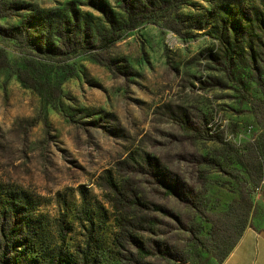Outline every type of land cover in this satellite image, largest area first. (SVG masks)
Listing matches in <instances>:
<instances>
[{"label":"rangeland","instance_id":"obj_1","mask_svg":"<svg viewBox=\"0 0 264 264\" xmlns=\"http://www.w3.org/2000/svg\"><path fill=\"white\" fill-rule=\"evenodd\" d=\"M251 10L264 0H0V203L40 226L25 264L88 244L104 264H220L214 227L234 240L264 224V65L243 49L229 61L223 43L224 21ZM73 40L95 51L77 55ZM44 43L71 53L42 62ZM18 70L51 84L26 87ZM143 247L172 256L135 263Z\"/></svg>","mask_w":264,"mask_h":264},{"label":"trees","instance_id":"obj_2","mask_svg":"<svg viewBox=\"0 0 264 264\" xmlns=\"http://www.w3.org/2000/svg\"><path fill=\"white\" fill-rule=\"evenodd\" d=\"M228 12H231V10L226 13ZM244 14L243 22H238L230 18L224 21L228 22V20H231L228 26L224 27L225 30L231 32L226 39L223 40L225 45V55L228 57L229 61H231L234 59V55H236L238 50H247L254 63L260 61L264 65V11L260 12L259 10H251L245 12ZM20 34L21 32L19 31V28H17L9 35V37L18 41L20 39ZM23 34H26V37L29 36L30 40L32 36L31 28L25 30ZM58 36L61 39L64 38V34H59ZM118 39L119 37H109L106 42L100 45V48L105 49L110 47ZM71 43L76 44V47L72 50V52L77 55L90 54L95 51V49H92L91 47L84 45L79 46L78 41L76 40H73L69 44ZM67 46H69L68 43ZM53 48L54 49L49 48L47 43L40 46L37 45L36 50L39 54L38 57L42 62L50 63L54 61L51 56H62L71 53L70 51H61L60 47ZM96 58L99 63L107 65V63L100 56H97ZM10 68L11 63L5 50L0 49V70ZM16 74L19 80L26 87L34 90H44V88L47 87V84H51L50 81L42 83L38 77L35 78L32 74L29 75L21 70H18ZM160 186L164 189L165 193L162 194L165 198H175L180 204L199 210V204L196 200L197 195H194V192L183 193V191L177 189L178 186L175 182H161ZM114 192L121 194L122 190H120L118 185H114ZM22 208L23 207L20 203L8 196L0 203V264H25V260L30 253H36L35 248L37 244L33 239V235L38 236L40 226L34 227L30 224L27 225L25 222V215L28 213L24 214L22 212ZM154 210L160 211L161 209H156L154 207V203L149 201L147 207L148 212L145 218L146 227L142 229L145 232H153V228L157 225V218L153 216ZM133 214L135 215V211H133ZM29 218L31 220V217ZM87 220L90 222L92 221L91 219ZM34 222L38 223L39 220H35ZM247 227V223H243L238 229L237 236L234 240H231V233L220 234L217 232L216 227H214L209 248H211V255L214 256L220 264L225 261L228 255L237 246ZM62 236L63 240H65L66 235ZM95 248L96 247L93 244H88L85 250L79 248L76 253L48 248L41 253L37 252V255L42 254L39 257L43 260L44 264H104L100 256L94 253ZM171 253L170 251L160 252V249H157L156 247L150 249L143 247L138 250L139 258L134 262H139V260H146V262H148L152 259L170 255ZM121 261H124V259H121ZM147 264H149V262Z\"/></svg>","mask_w":264,"mask_h":264},{"label":"crops","instance_id":"obj_3","mask_svg":"<svg viewBox=\"0 0 264 264\" xmlns=\"http://www.w3.org/2000/svg\"><path fill=\"white\" fill-rule=\"evenodd\" d=\"M221 264H264V224L246 229L237 246Z\"/></svg>","mask_w":264,"mask_h":264}]
</instances>
